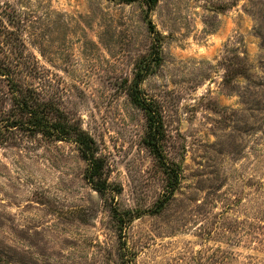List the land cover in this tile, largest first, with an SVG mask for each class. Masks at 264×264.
I'll return each mask as SVG.
<instances>
[{
    "label": "rangeland",
    "instance_id": "1",
    "mask_svg": "<svg viewBox=\"0 0 264 264\" xmlns=\"http://www.w3.org/2000/svg\"><path fill=\"white\" fill-rule=\"evenodd\" d=\"M0 264H264V0H0Z\"/></svg>",
    "mask_w": 264,
    "mask_h": 264
},
{
    "label": "trees",
    "instance_id": "2",
    "mask_svg": "<svg viewBox=\"0 0 264 264\" xmlns=\"http://www.w3.org/2000/svg\"><path fill=\"white\" fill-rule=\"evenodd\" d=\"M123 3H132L137 0H119ZM149 7H153L156 0H143ZM138 80H142V70L138 74ZM133 100L140 105L147 113L148 131L145 136L146 144L153 152L162 160L161 146L162 132L160 126L159 114L150 105H147L139 98L135 91L132 94ZM18 107L23 112L28 114L29 119L25 122L26 128L30 132L41 133L46 137L57 140L70 139L74 137L75 143L78 145L79 152L82 158L88 162L89 170L87 180L93 188L100 194L106 191V182L102 181L104 177V161L97 156V148L95 141L80 128L67 127L68 123L50 122L49 116L54 111V108L48 104H43L35 96L26 94ZM17 123V122H16ZM17 125H20L17 124ZM72 136V137H71ZM175 178L178 174L175 173Z\"/></svg>",
    "mask_w": 264,
    "mask_h": 264
}]
</instances>
